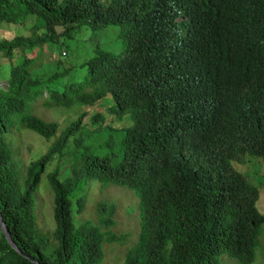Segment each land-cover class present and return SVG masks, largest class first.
Here are the masks:
<instances>
[{
  "label": "trees",
  "instance_id": "trees-1",
  "mask_svg": "<svg viewBox=\"0 0 264 264\" xmlns=\"http://www.w3.org/2000/svg\"><path fill=\"white\" fill-rule=\"evenodd\" d=\"M3 23L26 32L0 37V213L21 251L0 228V264H108L125 234L107 227L113 201L98 203L96 221L82 216L91 182L125 185L139 199L137 238L120 264H225L224 253L254 261L259 186L233 161L264 157V0H0ZM85 24H118L123 47L91 59L79 78L71 65L36 75L41 48ZM109 93L108 113L82 110L62 123L36 111ZM115 118L117 152L77 151L76 131ZM22 130L49 142L20 170L9 137ZM43 178L50 229L38 220Z\"/></svg>",
  "mask_w": 264,
  "mask_h": 264
},
{
  "label": "rangeland",
  "instance_id": "rangeland-1",
  "mask_svg": "<svg viewBox=\"0 0 264 264\" xmlns=\"http://www.w3.org/2000/svg\"><path fill=\"white\" fill-rule=\"evenodd\" d=\"M22 32H26V30L21 24L3 23L0 25V37H11L14 34ZM60 40L61 43L58 45H53L52 47L44 45L41 48V68L39 72L35 73L36 75L41 74L44 70L42 75L46 77L53 68L60 70L63 67L71 65V71H74L76 77H82L91 59L103 52L119 51L126 41V35L120 34V26L118 24H108L104 26L85 24L77 28L73 36L60 38ZM38 50V48L32 49L29 51L28 55L33 56ZM63 79L64 77H61V80ZM0 82H2V80H0ZM110 99L111 94L109 93L97 101L100 103L78 104L76 107H69V109L55 107L50 108V110L46 112L44 108L40 107L37 108L36 111L46 115L48 119H56L64 123L70 119V115H77L82 110L86 111V115H89L96 108H100L104 112H107L105 105L110 103ZM109 117L110 115H107V119ZM110 122L115 123L117 119L115 118ZM89 125L90 124L83 125L82 128L74 134L80 137L79 148L77 149L79 153H82L85 147H88L89 152L98 154L118 151L122 135V132H118L119 128H116L119 127L117 126L118 122L111 127L104 126L99 129L90 128L88 127ZM9 141L14 149L13 163L20 170L24 168L33 156L45 150L49 142L45 137L30 130L16 132L9 137ZM66 156L68 160V157L72 159L74 155L69 153V155ZM257 158L259 159L255 161ZM64 159L63 156L61 158L62 163ZM57 162L58 158L52 160L48 165V169L53 168ZM233 163L249 180L259 186V196L256 205L258 209L264 213V157L251 156L249 158L248 155H246L243 162L233 161ZM60 171L62 173L67 172L63 166L60 168ZM85 193L83 217L91 216L95 221L98 220V210L100 206L98 203L100 201H113L116 204V211L113 215L115 222L107 227L114 232L116 231L118 234H125V238L122 242L123 244L115 243L109 247L107 263L120 264L122 260L120 252L123 251L124 245L125 247L132 245L137 238L140 220L139 199L132 189L125 185L115 183H108L104 187H100L98 184L91 182L85 189ZM36 196L40 200L37 204L38 220H40L39 224L45 229H50L52 227V217L50 215L51 193L48 190V184L44 178L40 183ZM221 257L222 260L230 258L226 259L227 261L225 264H239L232 261L233 258L229 257L226 253ZM251 264H264V224L259 228L256 258Z\"/></svg>",
  "mask_w": 264,
  "mask_h": 264
},
{
  "label": "water",
  "instance_id": "water-1",
  "mask_svg": "<svg viewBox=\"0 0 264 264\" xmlns=\"http://www.w3.org/2000/svg\"><path fill=\"white\" fill-rule=\"evenodd\" d=\"M0 228L3 231V233H4L5 237L7 238L8 242L11 244V246L14 247L17 251H20V249L17 247L16 243L12 239V237H11V235L9 233L8 227L5 225V223L3 221L1 213H0Z\"/></svg>",
  "mask_w": 264,
  "mask_h": 264
},
{
  "label": "clouds",
  "instance_id": "clouds-1",
  "mask_svg": "<svg viewBox=\"0 0 264 264\" xmlns=\"http://www.w3.org/2000/svg\"><path fill=\"white\" fill-rule=\"evenodd\" d=\"M122 35H124V34H122ZM63 53H64V51H63ZM250 157H251V156H250ZM250 157H249V158H250ZM241 172H242V171H241Z\"/></svg>",
  "mask_w": 264,
  "mask_h": 264
}]
</instances>
